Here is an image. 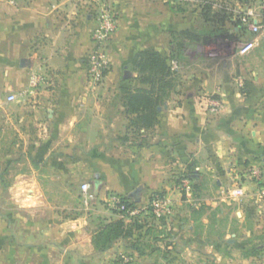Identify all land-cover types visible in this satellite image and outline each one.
<instances>
[{"label":"crops","instance_id":"crops-1","mask_svg":"<svg viewBox=\"0 0 264 264\" xmlns=\"http://www.w3.org/2000/svg\"><path fill=\"white\" fill-rule=\"evenodd\" d=\"M111 2L118 29L104 83L92 89L96 0H0V264H219L232 247L240 248L241 263L264 264V88L226 83L228 52L254 46L262 53L264 30L232 22L215 0ZM215 14L222 16L217 25ZM256 17L264 25V12ZM214 40L227 51L221 65L215 59L204 67L203 48ZM179 42L196 70L155 106L156 120L143 122L146 110L127 101L150 89L135 68L138 54L168 56ZM35 70L47 82L29 92ZM213 98L219 111L210 108ZM184 173L197 186L191 197L181 188ZM84 182L96 190L89 205ZM109 191L133 201L137 192L140 205L159 192L175 208L161 222L142 213L133 237L100 251L94 237L102 227L122 217L131 222L102 204Z\"/></svg>","mask_w":264,"mask_h":264},{"label":"built area","instance_id":"built-area-1","mask_svg":"<svg viewBox=\"0 0 264 264\" xmlns=\"http://www.w3.org/2000/svg\"><path fill=\"white\" fill-rule=\"evenodd\" d=\"M18 0H10L15 4ZM261 6L264 12V0H261ZM96 5L93 8L95 14V26L90 33L91 48L88 52V67L87 78L88 83L92 89L98 88L104 83V78L109 69L108 45L113 39L117 30V17L111 4L107 0H96ZM252 12L250 13V16ZM253 19L244 18L242 23L246 25L254 33H260L264 30V25L259 23L257 17L252 16ZM251 17V18H252ZM252 20V21H251ZM172 70H178L176 60L171 61ZM46 75L40 70H35L30 73L28 79V91L32 92L39 85L47 82ZM17 95L11 93L7 96L8 101L16 100ZM210 108L213 112L219 111L221 108L220 101L213 98L210 100ZM261 171L259 169H252L251 176L259 178ZM181 188L187 197L192 196V187L188 178H183L181 181ZM81 197L85 205L96 199V194L90 190L88 183L81 184ZM236 195H242L240 188L234 189ZM110 208L117 210L127 218H135L142 213H150L155 219L166 218L172 213V200L167 196L153 195L151 201L145 205L136 203L135 205H127L121 200L118 194H109L104 199Z\"/></svg>","mask_w":264,"mask_h":264},{"label":"trees","instance_id":"trees-1","mask_svg":"<svg viewBox=\"0 0 264 264\" xmlns=\"http://www.w3.org/2000/svg\"><path fill=\"white\" fill-rule=\"evenodd\" d=\"M206 15L207 14L204 13V18ZM221 17L222 16L219 14L214 15L216 25L219 24L218 22ZM184 46V42H179L171 48L170 54L168 56L162 55L157 50H142L138 54L135 68L140 73L141 81L143 83L149 84L150 89L138 90L136 93L130 95L127 101H129V104L132 105L131 107L135 110H137L139 107H143V109L146 110V113L140 117L143 122H147L146 120H148L151 121V124L152 120H156L155 106L161 104L164 100L169 99L171 91H173L180 84L182 75L179 71L172 70L171 61L185 60L183 55ZM183 175V178H188L186 173ZM192 187L196 188L197 186L192 184ZM119 197H121V200L129 206L136 204L135 201H133L131 198H128L127 196L119 195ZM113 210L118 212L115 209ZM140 215L135 218H129L131 222L128 224L125 223L124 218L122 217L121 219L113 221L102 227V229L99 230V232L94 237V244L96 248L100 251H103L112 246L113 242L119 238L133 237L134 233L142 228V225L138 223L140 220ZM147 216L154 219V216L150 213H147ZM163 219L164 218L158 219V221L161 222ZM147 230V233H152L154 236L156 235V232L152 226ZM138 244L139 241H136L132 243V246L138 251L144 252ZM167 245H169L168 242Z\"/></svg>","mask_w":264,"mask_h":264},{"label":"rangeland","instance_id":"rangeland-1","mask_svg":"<svg viewBox=\"0 0 264 264\" xmlns=\"http://www.w3.org/2000/svg\"><path fill=\"white\" fill-rule=\"evenodd\" d=\"M155 1V0H153ZM157 1V0H156ZM217 3L215 4V9H220V5H224L227 8L228 13H230V20L232 22H238L239 20L242 21L244 18L247 19H253L252 16L256 17L257 13H263L261 6V0H215ZM239 1V2H238ZM108 4H111V0H107ZM113 5V4H111ZM114 7V6H112ZM114 11L115 8H113ZM252 9V16H250V10ZM256 13V14H255ZM117 17V16H116ZM252 17V18H251ZM252 21V20H251ZM241 23V22H240ZM229 25V24H228ZM117 29H118V20H117ZM216 29V30H215ZM218 30L223 29H217V27L210 28L211 32L217 33ZM117 31V30H116ZM255 34H250L245 36V40H253ZM264 46V44L262 43ZM223 43V41L214 40L209 42L208 44H205V47L203 48V53H208V57H204L205 59H209L210 61H200L199 64L206 67L208 64L211 63H219L221 65V62L218 61V58L221 56L222 53L226 52L227 47ZM264 50V49H263ZM191 52V49L188 48L186 50V57H188L189 53ZM229 61L227 62L229 65H232L229 70V75L227 79V84L230 87H233L238 90H247L250 87H263L264 88V51L261 53V50L254 46L246 49V50H236L231 49L229 52ZM177 67L181 75H183L184 79L191 78V75L194 74V69L196 70L195 66H190V61L185 59L184 61H177ZM195 67V68H194ZM7 111L9 112L10 109L8 108ZM90 190L95 193L94 186L90 188ZM111 191H109L110 193ZM112 194V192H111ZM155 195L159 196H165L161 193H156ZM168 197V196H167ZM170 198V197H169ZM172 200V198H170ZM107 202L102 201V204H105ZM107 205V204H105ZM175 208L174 201L172 200V212ZM171 215V214H170ZM240 248L232 247L231 250H227L224 253L225 260L223 263L219 264H243L240 262L241 254ZM211 257H213L212 254H206L205 259L212 260ZM196 264H202V263H196ZM204 264V263H203ZM205 264H215V263H205Z\"/></svg>","mask_w":264,"mask_h":264},{"label":"water","instance_id":"water-1","mask_svg":"<svg viewBox=\"0 0 264 264\" xmlns=\"http://www.w3.org/2000/svg\"><path fill=\"white\" fill-rule=\"evenodd\" d=\"M189 177H190L191 179H196V178H197V175H196V173H192V174L189 175ZM136 194H137V192H134V193H131L129 196H130V197H133L134 200H135L136 202H138L140 199H139V198H136ZM229 242H232V239L229 240Z\"/></svg>","mask_w":264,"mask_h":264}]
</instances>
